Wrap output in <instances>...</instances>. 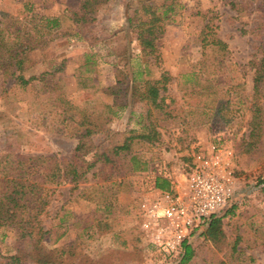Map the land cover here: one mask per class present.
Masks as SVG:
<instances>
[{"label": "rangeland", "instance_id": "rangeland-1", "mask_svg": "<svg viewBox=\"0 0 264 264\" xmlns=\"http://www.w3.org/2000/svg\"><path fill=\"white\" fill-rule=\"evenodd\" d=\"M77 1L0 0V9L22 14L26 2L33 6L34 14L59 15L68 4ZM135 1L111 0L100 7L95 14L97 21L90 26L96 39L87 42L60 37L37 56L38 64L28 73L39 74L65 62L64 71L57 78L62 79L68 99L90 113L111 115L119 111L118 116L112 115L109 126L120 132L137 128V113L133 114L132 110L140 111L143 106L133 105L128 94L123 93L117 103L128 104L127 108L120 111L118 106H113L110 110L113 97L104 94L102 89L115 84L114 64L118 61L110 55L105 44L121 49L126 43V34L121 33L115 38L113 34L127 28V7ZM152 1L158 5L167 2ZM230 1L177 0L176 14L169 19L165 33L157 43L162 52V67L173 77L170 93L181 99L191 82L187 81V75L196 71L198 78L214 80L225 89L220 92V97L230 98L226 119L231 121L211 127L200 125L189 131H185L178 120L163 122L162 141L136 153L140 164L143 166L146 162L147 168L132 171L125 184H118L117 178L99 181L98 171L94 169L77 189L69 183L52 186L51 203L43 217L49 234L43 244L47 250L64 248L68 252L64 264H178L180 255L165 256L143 226L148 221L147 209L162 193L154 189V178L157 175L171 177L175 190L172 195H183L197 156L208 154L212 145L228 154L229 170L237 180L235 199L219 213L225 215L235 209L234 215L225 216V229L229 235L236 230L246 233L240 247L255 259L253 264H264V245L259 244L262 239L264 243V162L259 156L245 151L255 110L262 107L264 116V92L259 99L253 98L254 69L251 64L263 55L264 0H233L239 5L238 13L231 9ZM210 19L212 34H217L228 44L231 54L214 71L208 69L203 73L199 62L206 59L210 63L217 55L202 47V43H214V36L206 35ZM129 38L132 57L127 65L123 61L120 65L138 73L142 69L139 44ZM151 69L150 77L159 78L157 67L153 65ZM227 89L229 92L226 93ZM13 92L9 100H0V155L11 148L22 154L70 156L78 141L56 132L60 119L56 109L48 104L47 95L35 86L26 90L16 88ZM9 137L12 146L5 145ZM96 139V145L103 142V136ZM257 228L260 231L254 233L253 229ZM201 232L191 239L192 245L199 249V264L203 259L211 261L213 258ZM16 241V232L1 230L3 259L15 254Z\"/></svg>", "mask_w": 264, "mask_h": 264}, {"label": "trees", "instance_id": "trees-1", "mask_svg": "<svg viewBox=\"0 0 264 264\" xmlns=\"http://www.w3.org/2000/svg\"><path fill=\"white\" fill-rule=\"evenodd\" d=\"M110 1L78 0L68 4L59 15L34 14L33 6L26 2L23 3L22 14L15 15L0 9V100L12 98L16 88L26 90L35 86L40 93L47 95L48 104L58 112L60 121L56 132L78 141L70 156L22 154L11 148L0 155V233L2 229H9L17 234L15 254L3 259L0 250V264L66 262L68 252L64 248L47 250L43 244L49 234L44 227L43 217L51 203L52 186L69 183L73 189H77L88 180L87 176L94 169L98 171L99 181L117 178L120 180L118 184H125L132 171L147 168L146 162H143V166L140 164L136 153L148 146L155 147L156 143L162 141L163 122L178 120L181 127L189 131L200 125L211 127L216 123L225 125L231 121L226 119L230 98L220 97V92L225 89L214 80L198 78L199 73L196 71L187 75V81L191 82L184 89L181 99L170 93L173 77L162 67V52L157 42L165 33L169 19L176 14L177 0H167L163 5L152 0H136L127 7V28L113 34L114 38L121 33L126 34V43L121 45V49L105 44L110 55L118 62L114 64L115 84L102 91L113 97L110 110L113 106H118L120 111L127 108L128 104L117 103L123 93L128 94L133 105L138 103L143 106L140 111L132 110L133 114L137 113V128L114 131L109 124L112 122V115L118 116L119 111L111 115L90 113L88 109L74 105L67 97L62 79L57 78L64 71L65 62L39 74L28 75L32 67L38 64L37 56L52 41L60 37H73L87 42L96 39L97 35L91 31L90 26L97 21V10ZM230 6L236 13L240 11L237 9L239 5L233 0L230 1ZM211 21L212 19L206 26L207 36L214 33ZM129 36L138 42L140 48L142 69L138 73H132L124 66L132 57ZM213 36L214 43H202V47L206 52H216L217 55L210 63L206 59L199 62L203 73L208 69L214 71L231 54L228 44L217 34ZM261 51L262 58L251 62L254 69V99H259L262 91L264 92V48ZM122 61L125 62L123 67L120 65ZM153 65L160 72L159 78L150 77ZM262 113V107L254 112L245 151L259 156V160L264 162ZM98 136H103V142L96 145ZM7 144L13 145L10 137L5 142ZM262 183L264 186V180ZM154 189L163 193H175L173 180L166 175L155 176ZM234 214L235 209H232L225 215H213L207 221L201 235L209 244L213 258L211 261L203 259L200 264L255 263V259L240 247L247 234L236 230L229 235L225 229V216ZM260 228L253 229L254 233H258ZM191 239L184 242L178 264H199V249L192 245ZM259 244L264 245L263 239ZM221 254L222 258L219 257Z\"/></svg>", "mask_w": 264, "mask_h": 264}, {"label": "built area", "instance_id": "built-area-1", "mask_svg": "<svg viewBox=\"0 0 264 264\" xmlns=\"http://www.w3.org/2000/svg\"><path fill=\"white\" fill-rule=\"evenodd\" d=\"M236 187L237 180L229 170L228 154L212 145L208 154L197 156L185 193L159 194L157 201L147 209L148 221L143 226L165 256L180 255L184 242L235 199Z\"/></svg>", "mask_w": 264, "mask_h": 264}]
</instances>
